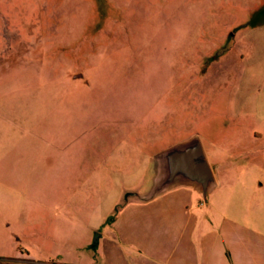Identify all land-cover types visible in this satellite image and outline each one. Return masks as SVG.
I'll use <instances>...</instances> for the list:
<instances>
[{
	"label": "rangeland",
	"instance_id": "374dc122",
	"mask_svg": "<svg viewBox=\"0 0 264 264\" xmlns=\"http://www.w3.org/2000/svg\"><path fill=\"white\" fill-rule=\"evenodd\" d=\"M194 136L193 205L264 248V0H0V249L104 264L151 157Z\"/></svg>",
	"mask_w": 264,
	"mask_h": 264
},
{
	"label": "crops",
	"instance_id": "0c3cea01",
	"mask_svg": "<svg viewBox=\"0 0 264 264\" xmlns=\"http://www.w3.org/2000/svg\"><path fill=\"white\" fill-rule=\"evenodd\" d=\"M194 192L201 194L178 185L161 197L120 204L102 234L103 263L264 264V248L248 240L251 232L236 220L200 212L204 203L193 205ZM29 254L23 248L0 249V264H57Z\"/></svg>",
	"mask_w": 264,
	"mask_h": 264
},
{
	"label": "water",
	"instance_id": "95a60500",
	"mask_svg": "<svg viewBox=\"0 0 264 264\" xmlns=\"http://www.w3.org/2000/svg\"><path fill=\"white\" fill-rule=\"evenodd\" d=\"M79 76V75H77ZM151 184L138 200L147 201L178 185L193 187L206 198L215 185V177L199 137L174 144L150 159Z\"/></svg>",
	"mask_w": 264,
	"mask_h": 264
}]
</instances>
